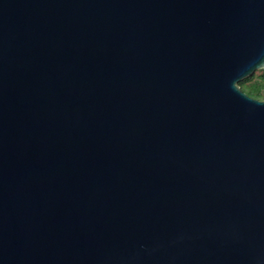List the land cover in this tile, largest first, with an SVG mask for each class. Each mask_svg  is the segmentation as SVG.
<instances>
[{
    "label": "water",
    "instance_id": "1",
    "mask_svg": "<svg viewBox=\"0 0 264 264\" xmlns=\"http://www.w3.org/2000/svg\"><path fill=\"white\" fill-rule=\"evenodd\" d=\"M264 0H0V264H264Z\"/></svg>",
    "mask_w": 264,
    "mask_h": 264
},
{
    "label": "rangeland",
    "instance_id": "2",
    "mask_svg": "<svg viewBox=\"0 0 264 264\" xmlns=\"http://www.w3.org/2000/svg\"><path fill=\"white\" fill-rule=\"evenodd\" d=\"M239 86L249 96L264 101V69L255 71L252 76L240 82Z\"/></svg>",
    "mask_w": 264,
    "mask_h": 264
},
{
    "label": "trees",
    "instance_id": "3",
    "mask_svg": "<svg viewBox=\"0 0 264 264\" xmlns=\"http://www.w3.org/2000/svg\"><path fill=\"white\" fill-rule=\"evenodd\" d=\"M248 95V94H247ZM249 96V95H248ZM256 96H258V95H256ZM250 97H252V96H250ZM252 98H255V99H258L257 97H252ZM259 100V99H258Z\"/></svg>",
    "mask_w": 264,
    "mask_h": 264
}]
</instances>
